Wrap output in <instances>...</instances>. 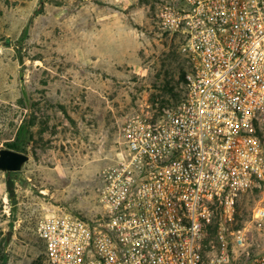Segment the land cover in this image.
Instances as JSON below:
<instances>
[{
  "label": "built area",
  "instance_id": "obj_1",
  "mask_svg": "<svg viewBox=\"0 0 264 264\" xmlns=\"http://www.w3.org/2000/svg\"><path fill=\"white\" fill-rule=\"evenodd\" d=\"M184 58L178 99L127 115L95 218L48 215L47 264H264V0H152Z\"/></svg>",
  "mask_w": 264,
  "mask_h": 264
},
{
  "label": "rangeland",
  "instance_id": "obj_2",
  "mask_svg": "<svg viewBox=\"0 0 264 264\" xmlns=\"http://www.w3.org/2000/svg\"><path fill=\"white\" fill-rule=\"evenodd\" d=\"M184 70L152 0H0V150L20 127L32 135L22 170L0 171V264H47L44 216L99 215V174L125 117L174 101ZM256 208L264 184L242 197L239 224ZM250 227L264 245V227Z\"/></svg>",
  "mask_w": 264,
  "mask_h": 264
},
{
  "label": "water",
  "instance_id": "obj_3",
  "mask_svg": "<svg viewBox=\"0 0 264 264\" xmlns=\"http://www.w3.org/2000/svg\"><path fill=\"white\" fill-rule=\"evenodd\" d=\"M30 159L26 153L14 151L10 149L0 150V171L6 173H17L22 170L24 164ZM16 176V175H14ZM8 194L11 197L15 195L14 177H7Z\"/></svg>",
  "mask_w": 264,
  "mask_h": 264
},
{
  "label": "trees",
  "instance_id": "obj_4",
  "mask_svg": "<svg viewBox=\"0 0 264 264\" xmlns=\"http://www.w3.org/2000/svg\"><path fill=\"white\" fill-rule=\"evenodd\" d=\"M183 74H184V72H183ZM183 74H182V77H183ZM177 99H178V97H176L175 100H177ZM162 101L163 102H171L165 98H163ZM28 134H31L30 130L25 129V127H20L18 132H17L16 139L12 143L9 144V146H8L9 149L14 150V151H21V149L23 147H25L26 144L28 143L30 136H31L30 139L32 140V135H28ZM9 198H10V200H13V197L10 196Z\"/></svg>",
  "mask_w": 264,
  "mask_h": 264
}]
</instances>
